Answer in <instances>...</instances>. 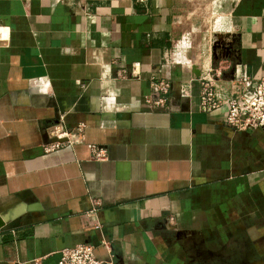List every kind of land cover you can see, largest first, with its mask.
<instances>
[{"label":"crops","instance_id":"0c3cea01","mask_svg":"<svg viewBox=\"0 0 264 264\" xmlns=\"http://www.w3.org/2000/svg\"><path fill=\"white\" fill-rule=\"evenodd\" d=\"M263 78L264 0H0V264H264Z\"/></svg>","mask_w":264,"mask_h":264},{"label":"built area","instance_id":"2783aa9c","mask_svg":"<svg viewBox=\"0 0 264 264\" xmlns=\"http://www.w3.org/2000/svg\"><path fill=\"white\" fill-rule=\"evenodd\" d=\"M199 96V108L203 112L215 109L219 102L215 99L211 89L209 78L204 77ZM152 86L162 94L169 91V84L165 81L152 82ZM164 98L160 97L152 100L144 98V105L147 107L161 106ZM225 124L231 129L239 132L247 130H261L264 132V78L255 82L250 92L241 94L237 99L229 102ZM81 126L77 127V131ZM70 144L68 134L54 136L53 140L45 146V151L57 149L63 145ZM91 157L100 161L106 158V151L96 145L89 146ZM57 264H110L96 258L93 247L89 244H77L72 247L62 248L59 251Z\"/></svg>","mask_w":264,"mask_h":264},{"label":"water","instance_id":"95a60500","mask_svg":"<svg viewBox=\"0 0 264 264\" xmlns=\"http://www.w3.org/2000/svg\"><path fill=\"white\" fill-rule=\"evenodd\" d=\"M1 223H2V222H0V226H1Z\"/></svg>","mask_w":264,"mask_h":264}]
</instances>
